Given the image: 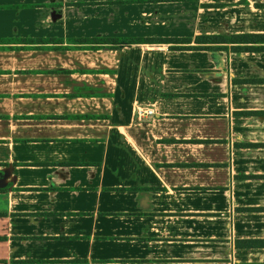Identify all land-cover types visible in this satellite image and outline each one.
Instances as JSON below:
<instances>
[{
	"label": "crops",
	"instance_id": "crops-1",
	"mask_svg": "<svg viewBox=\"0 0 264 264\" xmlns=\"http://www.w3.org/2000/svg\"><path fill=\"white\" fill-rule=\"evenodd\" d=\"M239 33L264 0H0V264H264V51L76 40Z\"/></svg>",
	"mask_w": 264,
	"mask_h": 264
},
{
	"label": "trees",
	"instance_id": "trees-1",
	"mask_svg": "<svg viewBox=\"0 0 264 264\" xmlns=\"http://www.w3.org/2000/svg\"><path fill=\"white\" fill-rule=\"evenodd\" d=\"M195 46H186L190 40L187 37H98L76 38L77 41L97 40L101 43H109L112 47L121 48L132 43H169L171 49H224L226 43H230V51H264V33H239L220 35L195 36ZM27 40H47L46 38H28ZM211 44V45H210ZM240 244L239 241H236Z\"/></svg>",
	"mask_w": 264,
	"mask_h": 264
},
{
	"label": "built area",
	"instance_id": "built-area-1",
	"mask_svg": "<svg viewBox=\"0 0 264 264\" xmlns=\"http://www.w3.org/2000/svg\"><path fill=\"white\" fill-rule=\"evenodd\" d=\"M135 112L137 114H149V113H151V110L147 109V108H145V109L138 108V109L135 110Z\"/></svg>",
	"mask_w": 264,
	"mask_h": 264
}]
</instances>
